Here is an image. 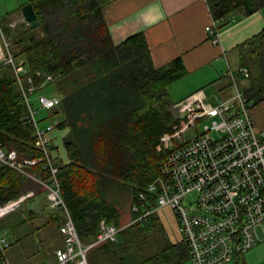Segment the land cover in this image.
Wrapping results in <instances>:
<instances>
[{
  "label": "trees",
  "instance_id": "trees-1",
  "mask_svg": "<svg viewBox=\"0 0 264 264\" xmlns=\"http://www.w3.org/2000/svg\"><path fill=\"white\" fill-rule=\"evenodd\" d=\"M207 2L212 18L223 25L235 13L249 15L264 7V0ZM27 3L32 4L40 25L29 28L23 22L13 34L7 16L0 19L3 34L19 49L13 56L36 82L53 77L45 86L54 84L60 100L47 110V118L56 122L55 129L66 130L62 143L67 161L55 159L61 195L80 240L90 243L101 220L121 225L112 196L121 189L132 194L131 208L138 192L157 175L159 162L168 152L161 138L180 126V118L172 113L176 102L168 87L186 70L179 57L155 67L141 33L114 43L103 14L104 0ZM237 50L249 72L242 93L252 105L258 104L264 100V28ZM24 113L11 66L1 64L0 145L20 156L37 157L42 154L33 145L32 127L20 121ZM28 182L34 181L0 165V203L28 190L23 189ZM36 195L1 219L2 226L13 232L29 231L28 216L33 212L25 218V205ZM153 198L147 196L146 207L154 206ZM134 217L130 212V218ZM62 221L59 211H50L47 224L54 225L59 234ZM86 256L88 264H180L188 259V251L183 238L178 243L166 239L155 212L122 228L116 240L90 248Z\"/></svg>",
  "mask_w": 264,
  "mask_h": 264
},
{
  "label": "built area",
  "instance_id": "built-area-1",
  "mask_svg": "<svg viewBox=\"0 0 264 264\" xmlns=\"http://www.w3.org/2000/svg\"><path fill=\"white\" fill-rule=\"evenodd\" d=\"M205 30L211 42L217 43L215 23L211 21ZM1 47L4 52L0 50V65L11 66L25 108L20 121L32 127L33 145L42 155L20 156L16 150L0 145V165L34 181L44 193L46 207L59 211L63 217L59 227L63 245L54 249L52 263L41 264H88L86 255L90 248L116 240L122 228L146 220L164 206L170 207L178 220L192 264H225L246 253L258 241H264V131L255 128L249 115L252 103L236 90L226 100L211 102L202 91H197L176 102L173 107L180 126L161 138L168 152L159 162L157 175L138 192L137 203L131 205L130 212L136 217L120 226L101 220L95 239L82 242L57 177L50 137L56 122L42 123L44 118H38L40 109L50 110L60 100L57 91L51 96L41 93L53 77L36 82L27 68L16 61L8 45L3 42ZM241 71L248 77L244 68ZM226 75L234 82L229 68ZM205 118L209 122L197 131L195 122ZM191 127L196 132L178 140ZM36 167L40 170H31ZM35 195L36 190L28 189L1 202L0 220ZM148 195H154L152 207H146ZM141 207H144L142 211ZM6 235L5 230L0 232V264H11L7 258L10 242Z\"/></svg>",
  "mask_w": 264,
  "mask_h": 264
},
{
  "label": "crops",
  "instance_id": "crops-1",
  "mask_svg": "<svg viewBox=\"0 0 264 264\" xmlns=\"http://www.w3.org/2000/svg\"><path fill=\"white\" fill-rule=\"evenodd\" d=\"M103 14L114 43L136 33L144 36L155 67L165 66L177 57L181 59L186 74L168 87L174 102L197 91H202L211 102L231 98L234 95L232 84L235 93L236 90L239 91L231 61L237 72L246 79L244 88L248 84V77H245L241 69L244 68L248 75L249 72L239 59L237 47L264 28V7L249 15L235 13L223 25L212 18L207 0H104ZM211 21L218 29L217 43L211 42L205 30ZM228 68L233 74L234 82L226 75ZM175 111L172 107V113L178 118ZM45 122L43 119L42 123ZM253 124L257 130L262 127L261 124L255 125L254 121ZM55 130L50 134L54 157L66 162V154L56 150L55 143L59 139ZM38 191L35 198L43 194L40 188ZM40 202L38 200L36 205L26 207L25 218L28 212H33L32 217L28 216L27 225L31 227L29 231L13 232L0 222V230L7 229V234L12 237L7 249V258L11 264H22L24 248H32L46 257L49 255V261L42 259L36 264L50 263L53 261L54 249L63 245L62 237L55 226L47 224L52 210L44 205L45 202L43 205ZM26 239H30V242L25 243ZM44 245L47 246L48 254L44 252Z\"/></svg>",
  "mask_w": 264,
  "mask_h": 264
},
{
  "label": "rangeland",
  "instance_id": "rangeland-1",
  "mask_svg": "<svg viewBox=\"0 0 264 264\" xmlns=\"http://www.w3.org/2000/svg\"><path fill=\"white\" fill-rule=\"evenodd\" d=\"M28 1L29 0H0V19L8 16L7 17V23L9 24V27L13 30V34L15 33V31L20 29V25L23 22L26 23L22 17L21 11H18V9L20 8V6L22 7ZM36 34H37V36L41 35V33H40V31H38V29L36 31ZM3 42L8 45L9 50L12 52V54H15L16 52H18L19 49L17 47H15L13 45V43L11 42V40H9L3 34L2 22L0 21V50L1 51L3 50L1 47ZM3 52H4V50H3ZM0 58H1V54H0ZM231 67H232V70L234 72V77L236 78V86H237L238 90L240 92H242V88H243V85L246 83V79L244 77H242V75H240L237 72L236 66L232 61H231ZM230 80H231V77H230ZM231 86L233 87V91H234L233 94L235 95V87L233 84ZM55 92H56V89L54 87V84H48L41 90V93L44 94L45 96H51ZM177 102H179V101H177ZM175 113H176V111H175ZM249 115H250L252 121H254L255 125H257V124L262 125L260 130L264 131V102L258 103L255 106L250 107L249 108ZM42 117L43 118L46 117V119H44V121L49 122L48 121L49 119L47 118V111L40 109V114L38 115V118L41 119ZM208 122H209V120L206 118L195 122L197 131L202 130L203 124L208 123ZM192 128L193 127H191L185 135L179 136L178 140L185 139L184 137H187V138L191 137L192 134L196 132ZM55 132H56V136L59 139L58 143H55V147L57 148V149L56 148L55 149L58 150L59 153L63 152V154H65V150L63 147L62 140H63L64 135L66 134V130L58 128L55 130ZM23 189L38 190L39 186L37 184H35L34 182H28L27 184L24 185ZM131 196H132V194L124 192L123 189H121L120 192H118L112 196V198H114V200L116 202V205H118V207H119L118 211L121 215V219H120L121 225L127 224L129 222V219H130V217H129L130 210L129 209H130ZM38 197L35 198L34 200H32L30 203L29 202L26 203L25 207L30 208V207L36 205L38 203V200H40L42 202V205H43V202H45L44 201L45 200L44 193ZM43 198H44V200H43ZM108 199H110V198H108ZM41 202H40V204H41ZM45 203H44V205H46ZM17 212H16V214L18 215L19 213H17ZM156 215H157V223L161 226V228L163 230V234L166 237V239L171 243L180 242L182 240V233L180 230L178 220H177L174 212L172 211V209L168 206L160 207L157 209ZM262 227L264 228V223H263ZM4 229H6V228H4ZM260 229L261 228H258L259 236H260V238H263V233H261ZM2 231L0 230V232H2ZM5 231L7 232V229ZM6 237H7L8 241L11 242L12 237L8 234L6 235ZM29 242H30V239L25 240V243H29ZM46 245H48V244H46ZM46 245H44V250H45L44 252L47 253L48 250H47ZM22 254H23L22 264H36L39 261H41L42 259H47L49 261V255H47V257L45 255L43 256L42 254L40 255V254L36 253L35 251H33L32 248H30L29 250H28V248L26 250L24 248V251ZM52 262H50V263H52ZM180 264H192V263H191L189 258L188 259L184 258ZM225 264H264V241H258L256 243V245H254L246 253L234 257V259H232L230 262L225 263Z\"/></svg>",
  "mask_w": 264,
  "mask_h": 264
},
{
  "label": "water",
  "instance_id": "water-1",
  "mask_svg": "<svg viewBox=\"0 0 264 264\" xmlns=\"http://www.w3.org/2000/svg\"><path fill=\"white\" fill-rule=\"evenodd\" d=\"M21 14L29 28H36L40 25V20L34 12L31 3H27L21 7Z\"/></svg>",
  "mask_w": 264,
  "mask_h": 264
}]
</instances>
